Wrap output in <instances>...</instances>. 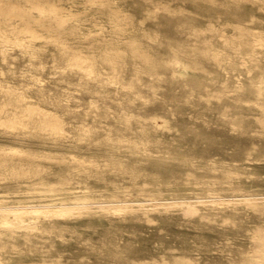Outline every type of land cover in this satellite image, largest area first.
I'll return each mask as SVG.
<instances>
[{
  "label": "rangeland",
  "instance_id": "rangeland-1",
  "mask_svg": "<svg viewBox=\"0 0 264 264\" xmlns=\"http://www.w3.org/2000/svg\"><path fill=\"white\" fill-rule=\"evenodd\" d=\"M0 29V106L48 112L0 110V205L67 211L0 226V264H264V0H0Z\"/></svg>",
  "mask_w": 264,
  "mask_h": 264
},
{
  "label": "bare ground",
  "instance_id": "bare-ground-1",
  "mask_svg": "<svg viewBox=\"0 0 264 264\" xmlns=\"http://www.w3.org/2000/svg\"><path fill=\"white\" fill-rule=\"evenodd\" d=\"M238 27L239 28H243L240 25H238ZM15 30L24 31L26 33V36L21 37L20 40H23V39L31 40V39H34V38L39 36L36 33V31L28 23H26L25 25H23L21 27L20 26L17 27L15 25H13L10 31L15 32ZM248 33L252 37L251 40L249 41V43L255 44V45L262 43L263 38H262V36L259 33L255 32V31H250V30H248ZM2 37L5 40L10 39V35H8V33H4L2 35ZM229 40L232 43L235 42V38L234 37L233 38H229L228 41ZM65 49H67V47H65ZM137 54L142 57V59L146 62V65H147V63H150L148 61L147 55H145L143 53H137ZM68 55L76 61L75 63H71V64L69 63V66H75V67H78V68H82L84 70H89L90 74L91 73L97 74V72H94L93 64H88L89 61H88V58H87L86 55L77 54V53H70ZM223 55H225V54L222 53V52H216L215 54H213V57L215 59L219 60ZM177 62H180V60H178V59L167 60V61H165L163 63V66L166 69H170V68H173L174 64H176ZM196 64H197L196 62H192L188 66L189 71H197V69H196L197 65ZM200 70L202 71V69H200ZM155 77H157V75H155ZM113 79H115L117 82H119L121 86L127 87L128 89L129 88H133V86H134V82L131 81L130 78L125 80V81H123L122 78L120 79L119 77H116V76L105 77L103 80H100V82H105L106 83V82L111 81ZM255 83H256V85H255L256 93L257 94H261L264 91V89L262 88L263 81H258V82L256 81ZM260 96L262 97V95H260ZM22 98H23L22 100L24 101V105H25V106L22 105L23 106L22 108L19 107L20 106L19 104H21V103H19L18 106H15V107H13L11 109H8L5 104H1L0 110L4 111V112L9 111L10 114L12 115L11 118H13V117H15L16 115L19 114L18 113V111H19L18 109L25 110L21 114V116L25 117V118H28V119H31L32 117H35L34 116V112H39V110L43 111L44 114H48V112H45V111H47V109L42 110L43 108L40 107V105H38L37 103L36 104H31V102L29 101V99H31L30 95H24V96H22ZM32 103H34V102H32ZM246 103H248V102H246ZM260 108L262 110V116L257 117L256 120L264 128V104L263 103L262 104L260 103ZM44 114H43V116H45ZM51 116H52L51 117L52 119L50 121H48V119H47V122L45 123V125H47L49 127H52L53 129H56L57 128V123H58V121L56 122L57 117H55L53 114ZM2 147H10L12 150H17L18 149L16 147H12V146H2ZM3 150H5V149H3ZM244 197H246V196L244 195ZM74 199H77V198L74 197ZM86 202H88V201H84L82 203H86ZM56 207L57 208L61 207L59 212H58ZM65 212H67V211L63 207V203L62 202L54 203V204H51V205L49 204V206H48V204L42 203V202H39V203H27V204L26 203H21V202L20 203H15V204H1L0 205V226H4V227H7V228H10V230H12V228H15V227L32 228V227H35V225L32 224V219L39 218L40 216L43 217V216H51V215H61V214H64ZM48 218H50V217H48Z\"/></svg>",
  "mask_w": 264,
  "mask_h": 264
}]
</instances>
